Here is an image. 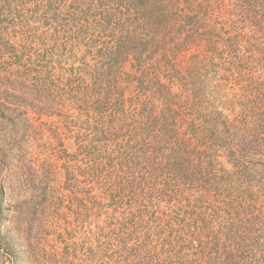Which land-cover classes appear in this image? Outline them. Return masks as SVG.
Here are the masks:
<instances>
[{"label": "trees", "instance_id": "trees-1", "mask_svg": "<svg viewBox=\"0 0 264 264\" xmlns=\"http://www.w3.org/2000/svg\"><path fill=\"white\" fill-rule=\"evenodd\" d=\"M64 233L264 264V0H0V257L56 264Z\"/></svg>", "mask_w": 264, "mask_h": 264}, {"label": "rangeland", "instance_id": "rangeland-1", "mask_svg": "<svg viewBox=\"0 0 264 264\" xmlns=\"http://www.w3.org/2000/svg\"><path fill=\"white\" fill-rule=\"evenodd\" d=\"M189 55L190 54H187V58L189 57ZM185 63H186V61L183 62L182 64H185ZM52 120H53L52 118L49 119V122H51ZM57 121L58 120H56V122ZM69 151L72 152V154H77V152L79 150L75 146V147L69 148ZM73 157H77V156L74 155ZM116 218H117V216H116ZM115 222L116 221H113L109 215L107 216V218L103 224L104 229H103L102 236H104V237L102 238V240L106 239V236L108 238V235H110V236L112 235L113 231H112V229H110L111 228L110 226L114 225ZM97 229H98V227H96V230ZM99 229H101V228H99ZM60 238L63 239L64 241L62 240L63 241L62 243H57V241L54 240V236H49L50 243L57 244L58 248L60 250L59 254H58V260L59 261L56 264H72L73 262H75L76 264H89L90 262L92 264H101L100 261L104 260L103 256L94 255V253L91 252L93 247L103 246V244H98V242L93 241V236L90 237L91 239H89L87 241H82V239H80L78 237H74L73 235H69L68 233H64V235ZM58 242H59V239H58ZM112 257H114V255H111L110 258H112ZM81 259H83L84 261H81ZM5 260H6V262H5ZM3 261H4L3 264H10L7 261V259H3L2 257H0V264ZM39 263H42V261H40Z\"/></svg>", "mask_w": 264, "mask_h": 264}]
</instances>
